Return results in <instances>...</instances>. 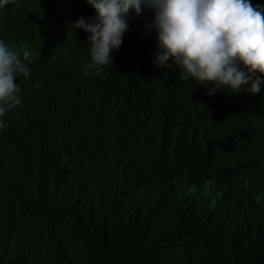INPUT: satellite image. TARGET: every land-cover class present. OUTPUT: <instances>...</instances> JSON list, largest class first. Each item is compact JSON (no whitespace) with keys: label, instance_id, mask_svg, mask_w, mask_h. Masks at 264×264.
<instances>
[{"label":"trees","instance_id":"trees-1","mask_svg":"<svg viewBox=\"0 0 264 264\" xmlns=\"http://www.w3.org/2000/svg\"><path fill=\"white\" fill-rule=\"evenodd\" d=\"M95 15L0 7V39L34 57L0 128V264H264V89L210 96L154 65L149 9L85 75L89 33L69 20Z\"/></svg>","mask_w":264,"mask_h":264},{"label":"clouds","instance_id":"clouds-1","mask_svg":"<svg viewBox=\"0 0 264 264\" xmlns=\"http://www.w3.org/2000/svg\"><path fill=\"white\" fill-rule=\"evenodd\" d=\"M16 2L0 0V7ZM86 2L96 15L69 20L71 29L89 33L90 60L85 64V75H100L114 63L112 53L119 51L125 32L132 30L131 20L149 9L154 15L145 27L156 32L154 65H176L181 81H195L210 88V96L217 91L259 94L264 89V6H253L250 0ZM33 62L31 51L13 50L6 40L0 39V128L8 127V113L22 104L21 87L16 81L31 77Z\"/></svg>","mask_w":264,"mask_h":264}]
</instances>
